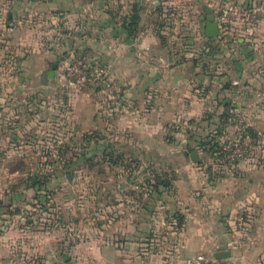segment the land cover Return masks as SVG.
Wrapping results in <instances>:
<instances>
[{
    "label": "rangeland",
    "instance_id": "rangeland-1",
    "mask_svg": "<svg viewBox=\"0 0 264 264\" xmlns=\"http://www.w3.org/2000/svg\"><path fill=\"white\" fill-rule=\"evenodd\" d=\"M188 1L0 0V55L6 54L0 131L19 130L27 147L23 162L14 160L6 171L10 191L18 193L6 196L1 206L6 215H0V264H186L188 257H179L176 234L170 232L172 221H178L170 217L175 214L172 192L164 198L151 185L157 174L173 180L176 172L162 165L167 154L150 152L152 146L138 135L116 130L119 90L108 82L111 69L95 48L113 47L122 19L136 7L140 18L134 33H144L148 25L161 54L201 71L222 69L224 52L241 44L237 39L243 31L231 35V42L219 40V34L206 36L207 11ZM212 13L217 21V11ZM9 26L27 28L32 41L25 52L40 56V65L31 58L25 77L17 48L8 42ZM77 60L90 70L102 67L105 75L78 90L68 87L65 67ZM48 70L54 75L43 81ZM86 88L95 94L96 115L104 117L106 108V132L88 131L76 118L90 103L83 96ZM76 93L82 96L73 97ZM189 126L167 124L155 134L154 147L180 145ZM139 129L141 138L145 128ZM238 134L217 139L212 133L203 143L208 148L214 139L219 144L242 140Z\"/></svg>",
    "mask_w": 264,
    "mask_h": 264
},
{
    "label": "crops",
    "instance_id": "crops-1",
    "mask_svg": "<svg viewBox=\"0 0 264 264\" xmlns=\"http://www.w3.org/2000/svg\"><path fill=\"white\" fill-rule=\"evenodd\" d=\"M220 1L196 0L194 4L196 9L213 11ZM243 1L256 7L257 23L243 31V36L237 39L240 45L235 44L224 52L227 63L222 69L201 71L173 61L167 52L161 54L158 39L148 25L144 33L129 34L122 23L113 47L94 43L99 56L111 69L108 82L119 90L116 130L126 132L128 137L138 135L148 148L152 146L150 152L167 154L162 157V165L168 163L176 172L172 189L161 188L159 193L164 197L172 192L171 208L175 214L170 217L182 216L180 225L178 222L174 225V221L170 225V232L176 234L174 242L180 258L197 253L216 258V251L228 250L229 255L219 258L221 261L264 264V0ZM26 30L22 26L8 28L9 34L13 31L8 42L17 48L16 59L24 77L32 57L37 64L41 62L33 50L31 55L26 54V44L32 41ZM4 36L6 40V29ZM3 53L0 65L5 68L0 71V98H6V54ZM106 87H103L105 91ZM94 95L85 89L83 96L90 103L86 111L83 109L84 114L76 118L88 131L99 128L106 132L109 124L106 108L102 110L104 117L96 115L91 99ZM177 121L190 124L188 136L180 145L167 143L161 149L155 148V134ZM139 128H145L141 138L137 134ZM239 129L249 148L248 156L232 166L222 167L201 143L218 130L219 139L224 134L239 135ZM26 148L19 130L0 131V215H6L2 211L6 196L18 193L10 191V174L6 171L14 160L23 162ZM148 148L142 150L148 153ZM191 150H196L197 160L191 159ZM241 215L246 219L242 230L238 228Z\"/></svg>",
    "mask_w": 264,
    "mask_h": 264
},
{
    "label": "built area",
    "instance_id": "built-area-1",
    "mask_svg": "<svg viewBox=\"0 0 264 264\" xmlns=\"http://www.w3.org/2000/svg\"><path fill=\"white\" fill-rule=\"evenodd\" d=\"M194 2L196 0H190ZM195 3V2H194ZM217 23L219 26V40H230L231 35L241 31H248L257 23V9L254 5L247 4L243 0H221L216 9ZM230 37V38H229ZM5 67L0 66V71ZM105 75L102 67L90 70L88 67L82 66L81 62H69L65 67V81L68 87L79 89L80 87L92 84L97 80H101ZM249 148L240 139L220 143L219 157L216 162L222 167L234 165L240 159L248 156ZM245 218L241 215L238 219V228L243 229ZM186 264H232L223 262L218 258H212L206 253H198L188 257Z\"/></svg>",
    "mask_w": 264,
    "mask_h": 264
},
{
    "label": "trees",
    "instance_id": "trees-1",
    "mask_svg": "<svg viewBox=\"0 0 264 264\" xmlns=\"http://www.w3.org/2000/svg\"><path fill=\"white\" fill-rule=\"evenodd\" d=\"M136 10H137L136 7L132 8L131 12H130V14H131L130 17H128V19L124 18V20H123V24H124V26L127 29L129 34H134V31H135L134 25L137 24V20L140 18V16L137 15L138 13L134 12ZM231 41L232 40H227V42H231ZM216 133H215L216 135L213 136L215 138H217L218 135L220 134L219 130L216 131ZM209 138H210V136H209ZM217 139H214L215 141L212 142L211 145L208 147L209 150H211L214 153L215 157H219V152H220V144H219V141ZM205 142L204 143L202 142L201 144H205ZM171 180H172V178L168 179V178L163 177V175L161 176L160 174H157V176L155 177V180L151 183L152 189L159 193L161 188H168L171 186V184H172ZM176 219L178 220L177 222L180 225L182 223V216L176 215Z\"/></svg>",
    "mask_w": 264,
    "mask_h": 264
},
{
    "label": "water",
    "instance_id": "water-1",
    "mask_svg": "<svg viewBox=\"0 0 264 264\" xmlns=\"http://www.w3.org/2000/svg\"><path fill=\"white\" fill-rule=\"evenodd\" d=\"M207 11V21L205 23V28H204V33L208 37H214L219 34V26L217 21L214 18V14L212 13V9L206 8ZM54 75V70H48L45 75H43L44 81L46 80V77L52 78ZM190 157L192 160H197V154L196 150H191L190 151ZM229 255L228 250H219L216 251L215 257L216 258H224Z\"/></svg>",
    "mask_w": 264,
    "mask_h": 264
}]
</instances>
